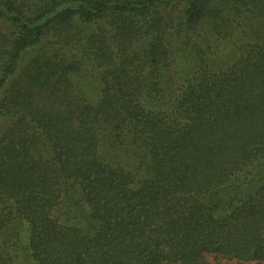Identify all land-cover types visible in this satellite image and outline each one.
I'll list each match as a JSON object with an SVG mask.
<instances>
[{
    "label": "trees",
    "instance_id": "16d2710c",
    "mask_svg": "<svg viewBox=\"0 0 264 264\" xmlns=\"http://www.w3.org/2000/svg\"><path fill=\"white\" fill-rule=\"evenodd\" d=\"M0 264H264V0H0Z\"/></svg>",
    "mask_w": 264,
    "mask_h": 264
},
{
    "label": "rangeland",
    "instance_id": "374dc122",
    "mask_svg": "<svg viewBox=\"0 0 264 264\" xmlns=\"http://www.w3.org/2000/svg\"><path fill=\"white\" fill-rule=\"evenodd\" d=\"M84 91H85L86 96H88L89 98L91 99L96 98V96L94 95V93L92 92L90 88L84 87ZM212 262L214 263L215 261H212Z\"/></svg>",
    "mask_w": 264,
    "mask_h": 264
}]
</instances>
